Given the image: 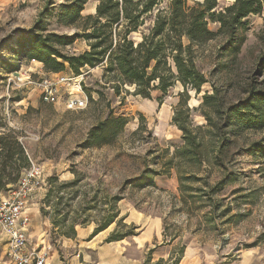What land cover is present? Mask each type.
I'll list each match as a JSON object with an SVG mask.
<instances>
[{"label": "rangeland", "instance_id": "1", "mask_svg": "<svg viewBox=\"0 0 264 264\" xmlns=\"http://www.w3.org/2000/svg\"><path fill=\"white\" fill-rule=\"evenodd\" d=\"M46 2L0 0V134L17 135L29 164L38 165L44 178L30 203L32 246L46 249L50 261L55 258L59 264H78L72 262L75 247L69 244V238L73 237L61 232L69 229L73 219L76 231L80 227L94 230L107 213L108 195L117 194L122 195L117 202L121 210L119 218L124 216L123 223L137 226L138 234L125 239L133 243V238L147 228L151 232L150 240L143 243L140 252L144 261L152 248L155 250L151 263L161 257L167 259L174 248L185 245L179 264H264V165L256 157L237 152L238 147L262 137L264 130H245L238 137L233 161L228 164L235 179L222 190L211 189L220 177L216 169L211 175L202 171L199 175L206 176L204 179L188 182L189 193L196 201L190 205L191 212L186 211L180 200L175 168L169 175L156 176L153 185L123 189L124 182L139 176L146 165L158 169L154 162L157 155L165 160L182 144V131L172 118L183 86L177 82L165 95L153 91L151 98L136 94L135 86L131 85L122 87L117 94L111 87L113 82H106L102 66L84 68L83 89H79L77 81H61L62 76L74 75L69 67L50 73L39 60L33 61L23 54L26 43L23 31L32 28ZM59 2L47 21L46 32L72 33L75 27L57 23ZM98 3L99 0H89L82 15L94 14ZM219 3L222 6L228 1ZM189 4L194 3L190 0ZM248 21L250 30L235 58L219 51L222 36L197 48V65L211 82L198 95L190 90L185 96L193 125L206 124L199 105L203 94L213 91L212 82L232 101L246 95L244 89L251 77L258 82L264 79V74H254L264 51V11L249 16ZM209 28L217 31L219 23L210 21ZM87 48L86 40L78 39L64 51L79 53ZM16 70L30 77L10 80ZM44 78L61 81L56 102L42 99L38 83ZM85 96L88 97L85 107L71 108L67 102L70 97ZM107 100L116 116L127 117L123 131L111 144L81 146L92 125L107 115ZM166 148L167 154L163 152ZM12 171L8 164L1 174L3 183L14 178L16 174ZM16 182L9 183L0 198ZM114 229L119 233L126 230L117 221L111 224L109 233ZM173 235L176 239L171 243ZM7 249V239L0 227V264H12ZM135 251L136 247L131 246L129 252Z\"/></svg>", "mask_w": 264, "mask_h": 264}, {"label": "trees", "instance_id": "2", "mask_svg": "<svg viewBox=\"0 0 264 264\" xmlns=\"http://www.w3.org/2000/svg\"><path fill=\"white\" fill-rule=\"evenodd\" d=\"M57 1L47 0L32 28L23 31L26 40L23 54L39 60L47 72L59 73L69 67L74 75H79L84 68L102 66L106 82H113L111 87L117 94L122 87L131 85L135 86L136 94L145 98H151L153 91L165 95L177 82L183 86L172 118L182 131V144L165 160L157 155L154 162L159 165L158 169L146 165L139 176L126 180L122 188L153 185L156 176L169 175L175 168L180 200L186 211L191 212L190 205L196 201L189 193L188 182L204 179L206 176L199 175L200 172L207 171L211 175L215 169L219 171L220 177L211 187L213 192L234 180L228 164L233 161L238 137L245 130H264V79L258 82L251 77L244 89L246 95L232 101L212 82L213 91H206L199 105L205 125H193L185 96L190 90L198 95L202 87L211 82L197 65V48L222 36L219 51L235 58L250 30L248 18L263 13L264 0H227L222 6L219 0H192L193 5L189 4L190 0H99L96 12L88 15L82 12L89 0H61L57 4V23L75 27V30L72 33L46 32ZM210 21L219 23L217 31L209 28ZM78 39L86 40L89 48L79 53L64 51ZM254 74H264V51ZM88 94L90 99L91 94ZM159 101L162 103V97ZM106 106L107 115L92 125L81 146L111 144L123 131L127 117L116 116L110 108V100ZM163 152L167 154L169 148ZM237 152L256 157L264 165V135L238 147ZM0 160V175L5 173L8 164L16 174L6 183L2 182L3 175L0 176L1 193L9 183L18 180L17 184L30 166L25 148L14 133L0 134ZM24 167L27 168L21 172ZM121 198L122 195H108L107 213L94 229V235L115 221L126 230L119 233L114 229L106 240H122L138 234L135 224L123 223L124 216L119 218L121 210L117 202ZM75 223L73 219L69 229L63 230L61 235L75 238ZM175 239L173 235L169 242ZM185 247H176L167 259L161 257L151 263L155 250L152 248L143 264H179Z\"/></svg>", "mask_w": 264, "mask_h": 264}, {"label": "built area", "instance_id": "3", "mask_svg": "<svg viewBox=\"0 0 264 264\" xmlns=\"http://www.w3.org/2000/svg\"><path fill=\"white\" fill-rule=\"evenodd\" d=\"M32 59L36 61L35 58ZM85 73L86 71L83 70L79 75L62 76L61 81H77L78 87L81 89V81ZM11 74L13 77H10V80L13 81L15 78L22 81L24 78L30 77L17 70ZM61 81L53 82L52 79L44 78L38 83L44 101L56 102L58 100L57 85ZM67 102L71 108H81L88 103V97H70ZM43 182L42 170L31 162L19 182L0 198V227L7 239V252L12 264H50L49 252L44 248L32 246L29 236L31 215L28 212V204L36 191L42 187Z\"/></svg>", "mask_w": 264, "mask_h": 264}, {"label": "crops", "instance_id": "4", "mask_svg": "<svg viewBox=\"0 0 264 264\" xmlns=\"http://www.w3.org/2000/svg\"><path fill=\"white\" fill-rule=\"evenodd\" d=\"M34 197L35 195L30 199L28 204V212L31 216L30 203ZM109 228L110 226L95 235L91 227L77 228L76 237L69 238V244L75 247V252L72 254V262L78 264L90 262H95V264H143L144 259L140 255V252L143 243H147L148 239L150 240L152 236L149 228L138 236H135L133 238V243L129 242L127 239L106 240L110 234L108 231ZM30 232L31 226L29 229V236H31ZM160 244H162V242ZM131 246L136 247L134 254L129 252ZM49 262L50 264H59L56 262L55 258L50 261L49 257Z\"/></svg>", "mask_w": 264, "mask_h": 264}]
</instances>
